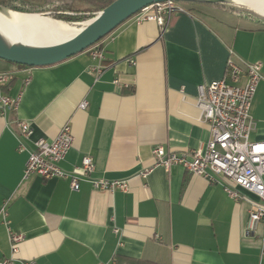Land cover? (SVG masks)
<instances>
[{"label":"crops","instance_id":"crops-1","mask_svg":"<svg viewBox=\"0 0 264 264\" xmlns=\"http://www.w3.org/2000/svg\"><path fill=\"white\" fill-rule=\"evenodd\" d=\"M104 42L101 59L85 50L47 66L0 70L14 72L0 96L20 95L16 111L0 113V211L7 202L9 225L23 235L13 252L0 213V261L264 264V235L247 229L250 199L231 197L222 182L182 165L139 175L154 165L158 145L186 153L207 143L199 86L225 75L230 48L248 62L261 61L264 75V28L247 10L203 6L174 14L163 29L132 16ZM95 65L102 67L98 79ZM251 115V139L264 140V77ZM17 118L30 123L31 146L69 122L74 142L61 166L72 171L89 154L93 177L127 180L128 191L98 189L89 179L73 190L66 178H24L29 153L18 149Z\"/></svg>","mask_w":264,"mask_h":264},{"label":"built area","instance_id":"built-area-1","mask_svg":"<svg viewBox=\"0 0 264 264\" xmlns=\"http://www.w3.org/2000/svg\"><path fill=\"white\" fill-rule=\"evenodd\" d=\"M176 13L191 14L180 1L164 0L143 7L134 16L138 22L155 21L163 29ZM106 37L87 49L93 59L104 57ZM262 67L261 61L248 62L239 58L234 49L230 48L225 75L199 86L196 104L200 109V121L207 123L210 129L207 143L186 153L168 152L162 145H158L152 150L156 159L154 165L141 169L139 175L146 178L155 166L170 170L175 165H182L191 173L211 182H222L229 196L238 200L246 197L252 201L254 208L249 211L248 233L261 231L264 235V140L251 139L255 126L251 106L264 77ZM92 70L98 79L102 67L95 65ZM13 78V71L0 72V87L9 86ZM29 79L26 77L23 83H27ZM19 103L20 95H1L0 113L16 111ZM87 106L88 101L85 99L79 104L82 109ZM14 131L19 141L18 149L29 153L24 178L33 175L45 179L66 178L73 190L80 189L81 180L89 179L98 189L128 191L127 180L93 177L95 163L89 154H84L81 163L72 171L61 166L74 142L69 122L60 128L53 139L39 138L34 141L33 146L28 142L32 135L29 122L17 118L14 121ZM0 213L7 225L12 251L17 252V244L23 239V235L9 225L7 202H4ZM114 230L117 233L120 231L119 228ZM12 259L4 258L0 264H10ZM24 264H33V261Z\"/></svg>","mask_w":264,"mask_h":264},{"label":"water","instance_id":"water-1","mask_svg":"<svg viewBox=\"0 0 264 264\" xmlns=\"http://www.w3.org/2000/svg\"><path fill=\"white\" fill-rule=\"evenodd\" d=\"M158 1L164 0H115L97 15L85 21H67L50 17L56 21L84 23L72 36L50 44L32 45L24 43L10 38L0 30V58L27 66H47L54 64L87 50L91 45L111 34L140 9ZM177 1L232 2L239 4L234 0ZM0 9L21 14H31V12H21L3 5H0ZM259 15L263 16L262 14Z\"/></svg>","mask_w":264,"mask_h":264},{"label":"bare ground","instance_id":"bare-ground-1","mask_svg":"<svg viewBox=\"0 0 264 264\" xmlns=\"http://www.w3.org/2000/svg\"><path fill=\"white\" fill-rule=\"evenodd\" d=\"M234 1L264 16V0ZM83 25L52 20L42 13L21 14L0 9V30L12 39L32 45L61 41L72 36Z\"/></svg>","mask_w":264,"mask_h":264},{"label":"trees","instance_id":"trees-1","mask_svg":"<svg viewBox=\"0 0 264 264\" xmlns=\"http://www.w3.org/2000/svg\"><path fill=\"white\" fill-rule=\"evenodd\" d=\"M115 0H49L45 4H33L24 0H0V5L21 12L48 14L50 17L67 21H85L101 10L109 6ZM190 12H195L198 7H217L228 11L247 10L245 6L232 2H200V1H180ZM242 6V7H241ZM250 12V11H249ZM256 18V21L264 28V16L250 12ZM11 64L18 66H27L23 64L13 63L9 60L0 58V70L7 69ZM12 82V81H11ZM10 82V83H11Z\"/></svg>","mask_w":264,"mask_h":264},{"label":"rangeland","instance_id":"rangeland-1","mask_svg":"<svg viewBox=\"0 0 264 264\" xmlns=\"http://www.w3.org/2000/svg\"><path fill=\"white\" fill-rule=\"evenodd\" d=\"M11 0H6V2H10ZM24 1H28V2H31L33 4H45L46 1H49V0H24ZM247 11H252L254 12L253 10L247 8ZM255 13V12H254ZM256 14V13H255ZM48 15V14H47Z\"/></svg>","mask_w":264,"mask_h":264}]
</instances>
